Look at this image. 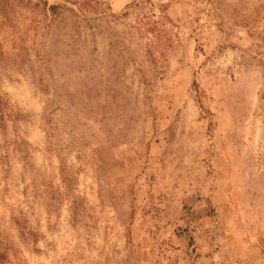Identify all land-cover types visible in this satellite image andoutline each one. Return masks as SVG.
I'll return each instance as SVG.
<instances>
[{
    "label": "rangeland",
    "instance_id": "rangeland-1",
    "mask_svg": "<svg viewBox=\"0 0 264 264\" xmlns=\"http://www.w3.org/2000/svg\"><path fill=\"white\" fill-rule=\"evenodd\" d=\"M0 264H264V0H0Z\"/></svg>",
    "mask_w": 264,
    "mask_h": 264
}]
</instances>
